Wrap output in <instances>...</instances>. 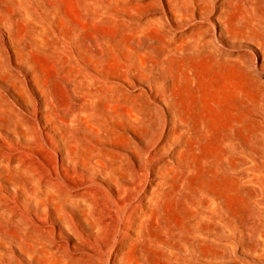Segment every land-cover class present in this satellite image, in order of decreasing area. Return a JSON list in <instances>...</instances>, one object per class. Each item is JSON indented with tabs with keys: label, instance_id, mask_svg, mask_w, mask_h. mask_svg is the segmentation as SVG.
<instances>
[{
	"label": "rangeland",
	"instance_id": "rangeland-1",
	"mask_svg": "<svg viewBox=\"0 0 264 264\" xmlns=\"http://www.w3.org/2000/svg\"><path fill=\"white\" fill-rule=\"evenodd\" d=\"M121 243L264 264V0H0V264Z\"/></svg>",
	"mask_w": 264,
	"mask_h": 264
},
{
	"label": "bare ground",
	"instance_id": "bare-ground-1",
	"mask_svg": "<svg viewBox=\"0 0 264 264\" xmlns=\"http://www.w3.org/2000/svg\"><path fill=\"white\" fill-rule=\"evenodd\" d=\"M26 93H28V91L26 90ZM28 95L30 96V94L28 93ZM30 98H31V96H30ZM31 100H32V98H31ZM32 104L34 105V102H33V100H32ZM46 105H48V104H46ZM32 116L35 118V117H37L38 116V114L36 113V112H34L33 111V113H32ZM66 143H68V142H66ZM69 144V143H68ZM68 147V146H67ZM67 153H69V148L66 150V154ZM75 161V160H74ZM166 203V202H165ZM166 205V204H165ZM37 217V216H36ZM86 219V218H85ZM37 222H39V223H42V222H44V218H39V217H37ZM87 221V220H86ZM88 222V221H87ZM94 224V223H93ZM89 226L92 228V224H91V222L89 223ZM143 226V225H142ZM104 227H107V224H104V226H103V228ZM125 227H126V225H125ZM124 227V229H126ZM147 227V226H146ZM51 230H52V232H54L55 231V229H54V227H49ZM102 228V226L100 227V228H97V229H94L97 233L99 232V230L100 229H102V230H106V229H103ZM145 228V227H144ZM147 228H149V227H147ZM61 229V228H60ZM92 229V230H93ZM113 229H114V227H113ZM112 229V230H113ZM111 230V231H112ZM60 232H61V230H60ZM75 232V234H76V240H78L81 244H83V243H86V242H89L90 243V239H88V238H86V236H88L89 237V235H84L83 233H81L79 230H75L74 231ZM131 237H130V235L129 234H126L125 232L122 234V240H123V242L126 240V239H130ZM110 242V241H109ZM108 242V243H109ZM169 242V241H168ZM106 243V242H105ZM107 246V245H106ZM138 247H139V245H138ZM125 250V252L124 253H121V251H124ZM130 251H132L133 252V250H130ZM119 253L121 254V255H118V254H116L115 255V258H114V260H113V262H114V264H117V262L119 263V264H126V260H127V256H126V247H125V245L123 244V243H121L120 244V246H119ZM144 253V252H143Z\"/></svg>",
	"mask_w": 264,
	"mask_h": 264
}]
</instances>
